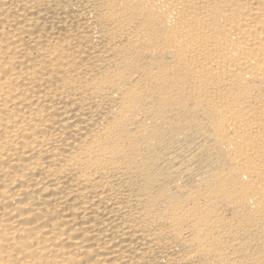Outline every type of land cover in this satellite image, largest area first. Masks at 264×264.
Returning <instances> with one entry per match:
<instances>
[{"label": "bare ground", "instance_id": "1", "mask_svg": "<svg viewBox=\"0 0 264 264\" xmlns=\"http://www.w3.org/2000/svg\"><path fill=\"white\" fill-rule=\"evenodd\" d=\"M0 264H264V0H0Z\"/></svg>", "mask_w": 264, "mask_h": 264}]
</instances>
